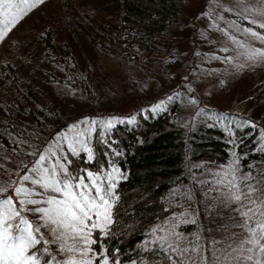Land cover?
<instances>
[{
  "label": "rangeland",
  "instance_id": "rangeland-1",
  "mask_svg": "<svg viewBox=\"0 0 264 264\" xmlns=\"http://www.w3.org/2000/svg\"><path fill=\"white\" fill-rule=\"evenodd\" d=\"M65 1L72 2L70 5L77 11L75 15L80 22L91 25L92 39L79 35L80 41L74 44L75 64L89 69L92 94L86 95H92V99L84 103V96L73 92L75 87L71 89L67 96L70 103L61 113L68 127L57 137L61 134L72 140L80 138V132H88L97 125H108L109 120L112 123L131 122L135 118L132 114L134 109L157 108L164 95V99L176 95L178 109L173 119L178 124L191 125L199 117L214 121L215 117L209 112H203L204 107H214L236 112L247 123L262 118L257 119V129L259 136L264 137V95L255 102L252 88L255 83L262 82L257 87L260 92L264 90V57L248 58L254 49L264 51V43L248 31L252 29L264 34V28L259 27L264 23V15L257 11L264 8L262 0H180L176 23L168 30L167 37L155 41V50L140 49L123 39L124 31L116 19L119 0ZM16 2L20 3V0ZM64 3V0H43V3L27 10L0 40V60H16V68L20 72L37 65L36 51L40 44L34 33L41 22L36 21L49 22L60 13L65 14ZM79 9L84 10V14ZM29 20L32 22L28 23ZM91 20H97V24ZM68 22L62 21L61 24L69 27ZM72 72H76L75 66ZM217 123H226V132H231L228 126L231 120L222 119ZM262 144L264 146V141ZM190 165L192 172L188 183L178 181L164 196L165 205L172 206L169 214L149 227L139 243L140 249H162L166 264H190L186 258L198 255L191 251L193 248L202 249L210 260L213 251L221 255L231 242L227 238L233 233L236 234V242L242 238L241 233L247 235L243 229L231 227L239 213L233 211L238 205L229 203L227 199L231 195L225 186L227 180L235 176L236 183L244 190L249 184L256 185L257 189L264 188V183H257L264 181L262 168L253 170L252 177L246 181L243 179L246 175L237 172L239 167L235 157L224 165L200 160L190 162ZM225 174V183H217ZM7 176L4 174V178ZM4 184L6 180H0V188ZM256 195L260 192L257 191ZM6 198H9L6 192H0V202ZM27 214L32 213L22 211V215L29 219ZM18 222L14 220L11 223L14 227ZM30 222L34 227H40L37 238L44 242V250L49 253L45 260L41 253L33 250V245L27 254L36 258V264H68L73 259L77 262L86 260L79 254L84 248L82 241L57 239L50 228L43 226L39 215ZM213 241L217 243L213 244ZM73 244L76 250L67 251ZM185 247L189 252L184 256L174 250ZM89 259L92 264H103L100 259Z\"/></svg>",
  "mask_w": 264,
  "mask_h": 264
},
{
  "label": "trees",
  "instance_id": "trees-1",
  "mask_svg": "<svg viewBox=\"0 0 264 264\" xmlns=\"http://www.w3.org/2000/svg\"><path fill=\"white\" fill-rule=\"evenodd\" d=\"M64 2L65 14L62 12L49 22L36 21L41 22L34 33L40 44L36 51L37 65L20 72L16 60H0V180H6L2 187L18 210L31 207L19 203L26 197L17 196L14 189L43 190L23 181V176H35L31 169L38 166L41 154L46 155L44 167L49 169L57 163L56 156L66 157L60 162L65 163L70 176L82 177L90 185L87 173L92 172L104 181L102 187L115 185L111 189L115 193L112 222L103 232L92 230L90 239L96 243L90 245L92 251L86 260L90 257L102 263L107 259L109 264H166L162 249L139 247L147 229L167 216L172 208L164 203L166 192L178 181L188 183L193 161L224 165L235 157L238 173L251 178L253 170L264 171V137L259 136L257 129V119L262 118L247 123L236 112L204 107L203 112L216 119L199 117L186 126L173 119L178 109L176 95L170 99H164V95L157 108L134 109L135 118L131 122L117 121L111 127L97 125L85 131L84 146L76 144L78 154H72L68 148L72 139L57 135L68 127L61 113L70 103L67 96L71 89L75 87L73 92L84 96V103L92 99V95H86L92 94L89 69L75 64L74 44L80 41L79 35L92 38L91 25L76 18L77 11L70 5L71 1ZM179 3L180 0H119L116 19L124 31L123 39L140 49L155 50V41L167 37L168 30L176 23ZM79 11L84 14V10ZM62 21H69V27L62 26ZM91 22L97 24V20ZM261 83L252 86L255 102L264 95V90L260 92L257 87ZM222 119L231 120L230 133L225 130L226 123H217ZM85 147L91 150V160ZM4 174L8 176L4 178ZM27 215L31 221L38 218L34 213ZM44 249L43 241L33 246L46 260L49 253Z\"/></svg>",
  "mask_w": 264,
  "mask_h": 264
},
{
  "label": "snow or ice",
  "instance_id": "snow-or-ice-1",
  "mask_svg": "<svg viewBox=\"0 0 264 264\" xmlns=\"http://www.w3.org/2000/svg\"><path fill=\"white\" fill-rule=\"evenodd\" d=\"M39 3H43V0H33L32 3H29L28 0H20V3H17L16 0H0V17L3 18L0 20V23L3 24V27H0V40L8 34L11 27L21 19L27 10L36 7ZM257 11L258 14L264 15V8ZM259 27L264 28V23H261ZM248 31L264 43V34L252 29ZM256 57H264V51L254 49L248 58L255 59ZM111 125L112 121L109 120L108 126L111 127ZM84 136L85 133L80 132L78 134L80 138H73L68 143V148L72 154H78L76 144L84 146V140L82 139ZM64 139L67 140V136ZM85 151L88 152V158L91 160V150L85 147ZM52 155L56 156V153L53 152ZM46 159V155H39L38 166L31 169L35 176H23V181L30 182L43 191L24 187L14 189L17 196L23 195L26 197V199L20 200L19 203L31 207L18 210L11 198H6L0 202V209H2L0 211V264H36V258L27 253L33 245L40 243L36 234L40 233L41 229L39 226L34 227L30 220L22 215V211L39 215L44 222L43 226L50 228L57 239L82 241L84 248L79 253L81 257H87L92 251L90 245L96 243V241L90 239L92 230L99 229L103 232L112 222L111 209L115 193L111 189L115 187L114 184L110 183L108 188H104L102 187L104 181L101 177L88 172L87 178L91 182L89 185L85 183L84 178L69 175L65 163L60 162L61 159L66 160V157L56 156L57 163L53 164L51 169L44 167ZM114 171L118 172V170ZM77 179L78 183H73ZM109 179H114V177H109ZM243 179L248 180L249 177L245 176ZM225 180H227V174L217 183L224 184ZM257 183H264V181H257ZM225 186L229 188L231 193L227 198L229 203L238 205L233 211L239 213V216L234 218L236 222L231 227L241 228L247 235L241 233L242 238L238 242L234 239L235 233L228 237L227 239L231 242L227 244L221 253L223 259H221V255H217L213 251L209 260L200 248H193L191 251L198 255L188 256L186 259L190 261V264H249V262L251 264H264V188L257 189L256 185L249 184L246 190L241 189L240 185L236 183L235 176L231 180H227ZM232 189H236V191L233 192ZM3 191L5 189L0 188V192ZM257 191L260 192V195H256ZM46 192L56 193L57 195L48 196L46 199L32 198L34 196L42 197ZM37 205L47 206L37 207ZM14 220L19 222L13 227L11 222ZM212 243L215 244L217 241ZM75 250V244L67 249L69 252ZM174 250L180 256H184L185 253L189 252L187 247ZM68 264H92V261L89 259L77 262L73 259ZM103 264H109V261L105 259Z\"/></svg>",
  "mask_w": 264,
  "mask_h": 264
}]
</instances>
